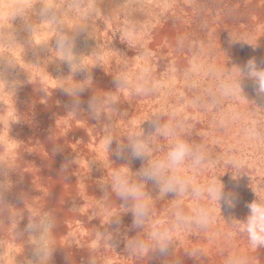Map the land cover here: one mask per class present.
Returning a JSON list of instances; mask_svg holds the SVG:
<instances>
[{
	"label": "rangeland",
	"instance_id": "1",
	"mask_svg": "<svg viewBox=\"0 0 264 264\" xmlns=\"http://www.w3.org/2000/svg\"><path fill=\"white\" fill-rule=\"evenodd\" d=\"M35 1L37 0H0V2H4L1 4V7H3L0 8V20H4V26L25 31L23 21L19 17L13 19V12H10V10L13 9L14 11V8L9 9L8 7L21 5L22 13L30 16V8L39 10L41 5H43L45 8H52L51 6L55 8L59 7L57 12H60L62 17L61 23L66 28H70L74 24L73 16L71 17L68 11H61L65 5H69V0H39L38 6H35ZM48 1L52 3L46 6L45 4ZM100 2L101 0H80L81 6L73 13L76 16L78 15L84 18L88 25L95 27L94 31L85 30L75 34L74 51L77 52V55H82V61L88 65L89 71L84 70L71 73L68 64L56 58L59 54L54 51L56 47L54 40V44L52 46L48 45L49 48L47 50L48 59L45 73L50 75L49 81L47 83L42 82L39 75L35 72V80L40 84L37 91L40 98L38 105L33 104L26 114L23 112L21 114L14 112L9 115L8 112L9 119L8 117L7 119L9 124H5V118L3 119L1 117L0 112V137L8 140V144L15 148L13 160L19 161V159H22L29 161L35 158V164L33 162V165L31 164L30 166V168L35 166L36 170L35 188L34 179H32L30 185L23 178L16 177L10 179L9 175H5L11 169L8 170L6 167L0 169V181L7 179L10 189L16 187L17 190V196L12 199L14 203L10 206L14 208V212L19 211L21 215L18 224L19 228L17 229L18 233L28 234L25 229L31 213L36 215L42 211L48 212L49 209L56 208V202L57 206H62L63 201L59 198L61 193H58L56 189H59L60 187L58 186L62 185L65 189H68L73 178L77 177L78 173L83 172L85 176L95 174L98 176L105 171L106 175L103 178L108 179L114 167L127 164L135 173L146 163L143 159L131 157L130 149H126L125 153L116 156L115 149L117 147V141L115 138L108 152V148H106V135L110 133L107 131L105 125L112 123L115 134L118 137L120 136V140H125L124 142L127 143L126 137L124 136L129 133L133 125L139 129V125L145 119L149 118L151 114L158 111L167 112L175 110L179 117L186 118L184 119L185 121L187 120L186 123L189 126L186 134L187 139L192 142L205 144L214 158L227 161L231 156H237L245 162L246 166L236 179H232V173L235 176L237 174L236 171L223 165L215 167L198 177L201 182H204V180L206 181L212 175L219 176V179L225 185V193L233 194L235 205L229 207L223 200L220 201L221 216L214 225L215 232L220 235L214 240L210 239L208 234L189 235L184 232L177 233L176 238L179 240V243L177 241L176 244L170 246L168 251L177 248L178 250L168 256L166 262L163 264H169L175 256L180 257L181 264H224V256L232 251L246 254L251 258L252 264H264V247L252 249L248 244L246 235L236 234L230 241L224 239V234L231 230L229 223L233 219L240 221L246 220L250 214L248 205L257 200L258 197L256 194L264 198V95L258 94L256 91L258 86L252 79L244 75L241 78V84L243 88L242 94L245 99L241 96L234 100H225L216 107L209 109H204L191 103L195 96L202 95L206 88L214 86V80L208 74L210 67H215L225 73L231 72L238 77L235 66L243 69L249 59H254L258 64L257 67L264 69V0H108V2L114 5V10L116 6L119 8V10L117 9L114 12L117 19L114 23L112 21L109 24L104 22L102 15L107 14L108 17H111L112 12L106 4L101 9L98 6ZM185 12L186 15H184ZM90 13L94 14L89 16ZM32 22L34 29L31 34H28L27 31L24 32L28 38L34 37L35 34L36 27L33 20ZM39 27L46 34L49 31L57 33L55 25L48 21L41 22ZM2 31L0 30V33H4ZM3 43L7 47L10 45V47L15 49V46H12L13 43L6 41H3ZM94 50L100 53L99 60L101 65L98 64L95 66L96 58L91 55ZM36 56L38 57V55ZM0 58H5L2 53H0ZM202 60H204V63ZM145 67L149 70V76L152 82L158 85L154 95L152 93L145 96H138L133 94L129 89H124L117 92L118 94L116 93L119 97V103L118 105H114L116 113L111 114V120L105 114H101L99 121L90 114L88 101L93 94H102L103 91L115 92L117 86L115 82L116 76L128 74L134 80L135 76ZM88 75L92 77V86L86 88L80 94L79 98L81 103L76 110V116H74L72 113H69L72 111L73 105L60 99L59 95L60 93H65L62 87L70 88L75 85L76 82L74 81H83ZM43 84L49 87V93L42 90L41 85ZM175 89L176 91H173ZM49 95H53L55 101L57 98L54 104L56 106L61 105L65 110L64 115H61L62 117L57 121H65V126L61 131V138L63 139L60 138V140L66 146L61 147L57 152H54L52 146L47 148V144L50 141L49 138L51 140L54 139L51 142L57 140L55 135L52 136L51 128L47 123L45 124L46 119L49 117V114H47ZM138 102L141 103L139 104ZM133 106L136 107L134 108ZM221 112L234 113L238 118L234 121L229 120L226 124L221 125L218 119V114ZM165 119L166 117H161L160 122H164ZM79 124L82 128L81 138L83 140L81 141L82 146L80 149L82 170L76 167L74 160L75 152L78 148L76 145L70 143V140H74L77 134L75 126L78 128ZM152 124L151 121H145L141 125L145 134L154 132L155 126ZM248 129H255L258 135L256 137H250L247 131ZM6 130L12 134L10 138L9 136L6 138V136L2 135V131L5 132ZM0 140L2 139L0 138ZM159 144L161 151L155 153L156 156L163 155V150L166 148L167 142L160 140ZM45 146L46 148H44ZM0 148H2L1 143ZM66 151L69 155L71 154L72 158L64 162L63 165H67V168L62 169V164L55 158V155L59 154L58 157H62L66 154ZM46 158H48V162ZM27 166L28 164H24V167L28 169ZM16 168V163H14L12 169ZM41 172L45 173V177H38ZM59 172L63 175L70 174L68 181L64 184H59V176L57 175ZM146 191L154 199V218L157 220H166L170 208L169 202L176 198L175 194L169 193L163 199H157L158 189L153 181H148ZM56 197L57 199H55ZM102 199L103 196L101 194L99 205ZM192 204L191 199L187 200L186 198L185 210L190 212ZM216 207L219 211V206L217 205ZM68 212L84 213L82 208L74 209V206L69 207ZM124 214L121 213L120 217L125 216ZM126 215H128L127 218L129 220H133L131 212H127ZM108 218H105V223H107ZM115 227L114 225L110 232L115 233ZM91 228L92 231L97 230L94 221L92 222ZM138 229L133 227L132 222V238L137 236L134 234L139 232ZM119 230L122 231V226L119 227ZM148 231L149 229H147ZM206 239L214 241L211 243V250L213 252L210 255L200 258V260L194 258L195 260L192 261L183 252L184 249L189 247H203ZM199 241L201 244H199ZM9 247L5 253L8 256H12L15 249L11 246ZM87 247L92 249L103 248L97 243V240H90ZM32 252L33 248L30 255H32V260L35 261L36 258ZM153 255L154 252H150L143 259H148L150 264H162L155 261ZM20 264H27V262L22 261Z\"/></svg>",
	"mask_w": 264,
	"mask_h": 264
},
{
	"label": "clouds",
	"instance_id": "2",
	"mask_svg": "<svg viewBox=\"0 0 264 264\" xmlns=\"http://www.w3.org/2000/svg\"><path fill=\"white\" fill-rule=\"evenodd\" d=\"M70 5V7H69ZM69 5H65L61 11H68L73 14L80 7V0H69ZM94 13H90L89 16ZM19 17L24 24L28 34L34 29L32 17L37 23L48 21L55 25L58 33L55 36L56 47L54 49L59 55L56 57L62 62H66L71 73L88 70V65L82 61V55H77L74 51L75 36L74 33L85 31L88 25H81L73 32L61 23L60 12L54 8H45L43 5L39 10L33 9L32 16L25 15L21 11L20 5L14 6L13 19ZM72 33V34H70ZM8 32L0 33V41L12 43L16 40L15 32L12 33V40H8ZM96 58V65L100 64V53L94 50L92 54ZM94 66V67H95ZM16 67L10 58H0V80H2L9 91L15 94L19 81L9 80L7 74L9 70ZM238 77L233 73L210 67L208 74L214 80V86L206 88L202 95L195 97L192 104L204 109L216 107L225 100H234L243 96L241 84L242 76L246 75L252 79L258 86V94L264 95V69L258 68L254 59H249L244 68L235 66ZM117 87L116 91L104 92V94H93L88 101L90 114L99 120L101 114L107 115L111 120L112 113H116L114 105L119 103L118 91L129 89L133 94L145 96L154 93L158 85L152 82L149 76V70L144 68L135 79H131L128 74H122L115 77ZM74 81V80H73ZM76 82L74 86L62 87L64 91L73 98V109L69 113L74 116L81 103L80 94L88 87L92 86V77L88 75L83 81ZM247 100V99H246ZM161 117H166L164 122H160ZM236 114L221 112L218 114L219 123L226 124L229 120L237 119ZM145 121H151L154 126V132L145 134L141 125ZM110 133L106 137L107 148L112 144L114 138L117 141L115 154L122 155L126 149L131 150V157L140 158L146 163L137 172H133L129 165L123 164L114 167L110 177L107 180H101L100 186L105 191L102 201L108 206L112 203L109 200L108 187L111 193L121 199L123 203L118 207L123 211L118 214H109L106 225L120 223L121 213L131 212L133 215V227L149 229L146 237L138 234L133 238H126V250L129 256L136 259H142L148 256L150 252L159 251L167 253L170 246L176 244L179 240L177 233L184 232L189 235L208 234L210 239H216L219 233L212 231L213 226L221 216V203L223 200L229 207L234 206L232 193H225V185L219 179V176L212 175L206 181L201 182L198 178L203 173L218 167L226 166L236 171L232 179H236L246 166L245 162L237 156H231L227 161L220 158H214L210 154L207 146L203 143L192 142L186 138L188 125L183 118H180L175 110L160 111L150 115L140 125L139 129L133 125L132 129L125 136L127 143L120 140L115 134L112 123L105 125ZM250 137H255L258 133L255 129H248ZM160 140L167 142L162 156H156L155 153L161 151ZM59 148H54V152ZM9 168L6 164L0 163ZM67 165H62L66 169ZM222 176V175H221ZM148 181H153L158 189L157 199H163L167 194L174 193L175 199L171 200L166 220H157L153 215V197L146 191ZM7 179L0 181V216L7 211L9 224L12 227L13 238L16 239V229L21 218L19 211H13L14 208L7 206L3 201V193L10 187ZM258 197L257 200L248 205L250 214L246 220L240 221L233 219L230 225V231L224 234V239L230 241L236 234H244L247 237L248 244L252 249L264 247V198ZM191 199L193 202L191 211L185 210V199ZM219 206V211L216 206ZM55 218L50 212H40L33 215L31 213L29 222L25 231L28 233V242L32 245L35 261L28 260L27 264H48L52 257L55 247L50 241L52 229L55 226ZM3 224V220H0ZM118 233V228L115 230ZM97 243L103 247L112 248L110 241L113 240V232L105 230L96 231L94 234ZM183 252L196 260H200L205 255V249L202 247H189ZM89 264H99V261L91 252ZM16 264V257H15ZM171 264H181L179 256H175ZM224 264H252V260L246 254L232 251L224 258Z\"/></svg>",
	"mask_w": 264,
	"mask_h": 264
},
{
	"label": "bare ground",
	"instance_id": "3",
	"mask_svg": "<svg viewBox=\"0 0 264 264\" xmlns=\"http://www.w3.org/2000/svg\"><path fill=\"white\" fill-rule=\"evenodd\" d=\"M123 1V0H122ZM180 1V0H178ZM4 2H0V8L1 4ZM52 2H46L47 4ZM87 4V3H86ZM108 6L112 12V16L108 17L107 14L102 15V19L105 23L109 24L113 21L115 22L116 15L114 12L115 10H119V8L116 6L114 10V5L111 2H108V0H101L100 4L98 5L101 9L103 6ZM190 4V3H189ZM34 5V4H33ZM39 5V0L35 1V6ZM15 5H12L8 7L9 9L14 8ZM21 6V5H20ZM181 6V5H179ZM185 6V5H184ZM192 6V5H191ZM56 11H58L57 8L54 6H51ZM154 7V6H153ZM162 7V6H161ZM160 7V9H161ZM187 7V6H186ZM123 9V8H122ZM151 9V8H150ZM183 9V8H182ZM163 10V9H162ZM33 9H29L30 16H32ZM183 11V10H182ZM10 12H13V9L10 10ZM104 12V11H103ZM139 12V11H138ZM174 12V11H173ZM187 12V11H186ZM186 12L184 15H186ZM148 13V12H147ZM164 13V11H163ZM175 13V12H174ZM151 15V14H150ZM74 18V24L67 28L71 31H75L77 27L81 25H88L87 22L82 18L81 16H76L75 14H71V17ZM147 16V15H146ZM164 16V15H163ZM177 17V16H176ZM157 18V17H156ZM153 19V18H152ZM162 19V18H161ZM32 20L35 23V34L34 37L28 38L24 32L25 31H19L15 30L13 28H9L8 26H4V20H0V30H3L4 32H8V40H12V33L15 32L16 40H14L12 43V46H15V49L13 47H10V45L7 47L3 43V41H0V53L5 58H10L14 61L16 67L14 69L9 70L7 77L9 80H15L19 81L20 83L17 85L15 94H13L11 91L7 89L6 84L0 80V112L1 117L5 118V124L8 123V112L9 115L11 113L16 112L17 114H21V112L25 113L28 111V109L31 108V106L38 105L39 103V95H38V87L40 84L35 80V72L39 75L42 82L47 83L50 79V75L45 73V70L47 69V50L48 45L52 46L54 44L55 36L58 35V33H53L51 31L48 32V34L44 33L42 29H40L41 22L37 23L35 21V18L32 17ZM65 20V19H64ZM9 21V20H8ZM91 21V20H90ZM97 21V19H96ZM183 21V20H181ZM62 22V21H61ZM147 22V21H146ZM92 23V22H91ZM117 23V22H116ZM182 23V22H181ZM180 23V24H181ZM132 24V23H131ZM157 24V23H156ZM175 24V23H174ZM179 24V25H180ZM96 25V24H95ZM184 25V24H183ZM147 26V25H146ZM182 26V24H181ZM154 27V25H153ZM184 28V27H183ZM210 28V27H208ZM98 29V28H97ZM95 27H92V25H88L86 31H94ZM184 30V29H183ZM2 31V32H3ZM209 31V30H208ZM88 33V32H87ZM72 34V33H70ZM76 33H74L75 40H76ZM185 34V33H184ZM212 34V33H210ZM154 35V34H153ZM152 35V36H153ZM178 35V34H177ZM172 36V35H171ZM182 36V35H181ZM210 36V35H209ZM174 37V36H173ZM203 37V36H202ZM220 37V36H219ZM83 38V37H82ZM214 38V37H212ZM185 39V38H184ZM94 41V40H93ZM148 41V40H147ZM218 41V40H217ZM235 41V40H234ZM152 42V41H151ZM227 42V41H226ZM81 43V42H80ZM147 43V42H146ZM154 43V42H153ZM194 43V42H193ZM202 43V42H201ZM209 43V42H208ZM219 43V42H218ZM171 44V43H170ZM213 44V43H212ZM216 44V43H215ZM154 45V44H153ZM157 45V44H156ZM78 46V45H77ZM222 46V45H221ZM224 46V45H223ZM198 47V46H197ZM216 47V46H215ZM243 47V46H242ZM200 48V47H199ZM203 48V47H202ZM80 49V47H79ZM198 49V48H196ZM231 49V48H230ZM220 51V50H219ZM16 52V53H15ZM127 52V51H126ZM199 52V51H198ZM202 52V51H201ZM231 52V51H230ZM77 53V52H76ZM206 53V52H205ZM124 54V53H123ZM192 54V53H191ZM229 54V53H228ZM254 54V53H253ZM38 55V57L36 56ZM135 55V54H134ZM144 55V54H143ZM149 55V54H148ZM147 55V56H148ZM181 55V54H180ZM194 55V54H193ZM200 55V54H199ZM126 56V55H125ZM242 56V55H241ZM145 57V56H144ZM53 58V57H52ZM132 58V57H131ZM146 58V57H145ZM200 58V57H199ZM229 58V57H228ZM138 59V58H137ZM167 59V58H166ZM192 59V58H191ZM202 59V58H201ZM209 59V58H208ZM213 59V58H211ZM239 59V58H238ZM139 60V59H138ZM147 60V59H146ZM195 60V59H194ZM200 60V59H199ZM232 60V59H231ZM204 60H202L203 62ZM201 62V61H200ZM234 62V61H233ZM236 62V61H235ZM135 63V62H133ZM204 63V62H203ZM227 63V62H226ZM149 64V63H148ZM103 65V64H102ZM165 65V64H164ZM189 65V64H188ZM205 65V64H203ZM236 65V64H235ZM258 65V64H257ZM135 66V65H134ZM161 66V65H159ZM172 66V65H171ZM223 66V65H222ZM141 67V66H140ZM173 67V66H172ZM190 67V65H189ZM187 67V68H189ZM228 67V66H227ZM98 68V67H97ZM146 68V67H145ZM186 68V67H185ZM202 68V67H201ZM209 68V67H208ZM221 68V67H220ZM101 69V68H100ZM172 69V68H171ZM132 70V69H131ZM192 70V69H191ZM195 70V69H194ZM201 70V69H200ZM166 71V70H165ZM202 71V70H201ZM207 71V70H206ZM60 72V71H58ZM117 73V72H116ZM170 73V72H169ZM202 73V72H201ZM134 74V73H133ZM166 74V72H165ZM195 74V73H194ZM56 75V74H55ZM173 76V74H171ZM190 75V74H189ZM193 75V74H191ZM206 75V73H205ZM67 76V75H66ZM199 76V74H198ZM59 77V76H58ZM168 77V76H167ZM171 77V76H170ZM182 78V77H181ZM201 78V77H199ZM206 78V77H205ZM243 78V76H242ZM68 79V78H67ZM189 79V78H188ZM187 79V80H188ZM204 79V78H203ZM55 80V79H54ZM57 80V79H56ZM63 80V79H61ZM65 80V79H64ZM114 80V79H113ZM190 80V79H189ZM196 80V79H194ZM40 81V80H39ZM53 81V80H52ZM169 81V80H168ZM243 81V80H242ZM114 82V81H113ZM116 82V81H115ZM170 82V81H169ZM175 82V81H173ZM193 82V81H192ZM111 83V82H110ZM172 83V82H171ZM199 83V82H198ZM204 83V82H203ZM201 83V84H203ZM49 84V83H48ZM166 84V83H165ZM183 84V83H182ZM194 84V83H193ZM210 84V83H208ZM172 85V84H171ZM181 85V84H180ZM186 85V84H185ZM189 85V84H187ZM208 86V85H207ZM113 87V86H112ZM117 87V86H116ZM187 87V86H186ZM198 87V86H197ZM201 87V86H200ZM199 87V88H200ZM41 88L43 91L50 92L49 87L46 84L41 85ZM115 88V87H114ZM190 88V87H189ZM196 88V87H195ZM97 89V88H96ZM171 89V88H170ZM101 91V90H100ZM173 91H176L173 90ZM93 92V91H92ZM119 92V91H118ZM194 92V91H192ZM102 93V92H101ZM172 93V92H171ZM197 93V92H196ZM84 94V93H83ZM103 94V93H102ZM118 94V93H117ZM168 94V93H167ZM192 94V93H191ZM132 95V94H131ZM154 95V93H153ZM172 95V94H171ZM184 95V94H183ZM193 95V94H192ZM246 95V94H245ZM60 99L65 100V102L70 103L73 105L72 97H70L66 92L60 93ZM134 96V95H133ZM62 97V98H61ZM164 97V96H163ZM196 97V96H195ZM194 97V98H195ZM43 98V97H42ZM161 98V97H160ZM45 99V98H43ZM164 99V98H163ZM185 99V98H184ZM191 99V97H190ZM189 99V100H190ZM57 101V98H56ZM55 97L53 95H49V100L47 102V114H49V117L46 119L45 124L47 123L48 126L51 128L52 136L55 135L57 137V140L55 142H51L49 138V143L47 144L48 147L53 148H61L66 146L63 145L61 138V131L63 130L65 126V121H57L61 115H64L65 110L62 108V106L58 105L56 106L54 103ZM164 101V100H163ZM170 101V100H169ZM139 103V102H138ZM141 103V102H140ZM139 103V104H140ZM160 103V102H159ZM227 103V102H225ZM136 104V103H135ZM150 104V103H149ZM188 104V103H187ZM118 105V104H116ZM126 105V104H125ZM149 106V105H148ZM134 107V106H133ZM136 107V106H135ZM134 107V108H135ZM166 107V106H165ZM190 107V105H189ZM86 108V107H85ZM118 108V107H117ZM193 108V107H192ZM179 109V108H178ZM181 110V109H180ZM186 110V109H185ZM184 110V112H185ZM195 110V109H194ZM83 111V110H82ZM118 111V110H117ZM183 111V110H182ZM188 111V110H187ZM186 111V113H187ZM191 111V110H190ZM130 112V111H129ZM159 112V111H158ZM183 112V113H184ZM193 112V111H192ZM134 113V112H133ZM143 113V112H142ZM79 114V113H78ZM129 114V113H127ZM178 114V113H177ZM124 115V114H123ZM122 115V116H123ZM76 116V115H75ZM107 116V115H106ZM105 116V117H106ZM8 117V119H7ZM78 117V116H77ZM82 117V116H81ZM86 117V116H84ZM89 117V116H88ZM71 118V117H69ZM93 118V117H92ZM125 118V117H124ZM123 118V119H124ZM181 118V117H180ZM7 119V120H6ZM68 119V118H67ZM78 119V118H77ZM84 119V118H83ZM186 119V118H184ZM69 120V119H68ZM125 120V119H124ZM57 121V122H56ZM74 121V120H72ZM100 121V120H99ZM127 121V120H126ZM187 121V120H186ZM245 121V120H244ZM4 122V120H2ZM76 122V121H75ZM83 122V121H82ZM98 122V121H97ZM115 122V121H114ZM120 122V121H119ZM122 122V121H121ZM27 123V122H26ZM94 123V122H93ZM124 123V122H123ZM4 124V125H5ZM73 124V123H72ZM83 124V123H82ZM118 124V123H117ZM150 124V123H149ZM30 125V124H29ZM68 125V124H67ZM75 125V124H74ZM123 125V124H122ZM153 125V124H152ZM25 126V125H24ZM73 126V125H72ZM83 126V125H82ZM126 126V125H125ZM130 126V124H129ZM132 127V126H131ZM150 127V126H149ZM154 127V126H153ZM37 128V127H36ZM44 128V127H43ZM77 129V134L74 138V140H70V143L77 146V151L75 152V165L79 170H82V159H81V133L82 128L79 124ZM74 128V129H75ZM84 128V127H83ZM93 128V127H92ZM101 129V128H100ZM17 130V129H16ZM38 130V129H37ZM68 130V129H67ZM71 130V129H70ZM18 131V130H17ZM23 131V130H22ZM27 131V130H26ZM74 131V130H73ZM72 131V132H73ZM76 131V130H75ZM90 131V129H89ZM117 131V129H116ZM19 132V131H18ZM29 132V131H28ZM69 132V131H68ZM71 132V131H70ZM118 132V131H117ZM124 132V131H123ZM26 133V132H25ZM31 134V132H30ZM50 134V133H49ZM70 134V133H69ZM187 134V133H186ZM3 136H9V138L12 136L6 130L5 132L2 131ZM24 135V134H23ZM45 135V134H44ZM43 135V136H44ZM37 136V135H36ZM67 136V135H66ZM88 136V134H87ZM107 136V135H106ZM187 136V135H186ZM15 137V136H14ZM120 137V136H119ZM125 137V136H124ZM256 137V136H255ZM2 140H0V143L2 145V148H0V163L6 164L9 168H11V171L8 173L6 172L5 175H9V178H23L28 184L32 183V179H34V188H35V166L33 168H30L31 164L33 165V162L35 164V158L24 161L22 159H19V161L13 160V153L15 151V148L8 144V140L0 137ZM17 138V137H16ZM63 139V138H61ZM87 139V138H86ZM105 139V138H104ZM39 140V139H38ZM105 141V140H104ZM125 141V140H123ZM127 141V140H126ZM29 142V141H28ZM64 142V141H63ZM256 142V141H255ZM54 143V144H53ZM65 143V142H64ZM85 143V142H84ZM93 143V142H92ZM86 144V143H85ZM106 144V143H105ZM41 145V144H40ZM84 145V144H83ZM90 145V143H89ZM32 146V145H31ZM39 146V145H38ZM91 146V145H90ZM115 146V145H114ZM18 147V146H16ZM33 147V146H32ZM37 148V147H36ZM35 148V149H36ZM46 148V146L44 147ZM43 148V149H44ZM107 148V147H106ZM115 149V147H114ZM67 150V149H66ZM19 151V150H18ZM24 151V150H23ZM89 151V150H88ZM95 151V150H94ZM17 152V151H16ZM57 152V151H55ZM125 153V152H124ZM86 155V154H85ZM59 154L55 155V158L63 165L64 162L70 160L72 158L71 154L69 155L66 151V154L62 157H58ZM117 156V155H116ZM115 156V157H116ZM262 156V155H261ZM86 157V156H85ZM125 158V157H124ZM114 159V158H110ZM33 160V161H32ZM46 161L48 162V158H46ZM71 162V161H70ZM110 162V161H109ZM14 163H16L17 168L12 169V166H14ZM123 163V162H121ZM24 164H28V169L24 167ZM93 164V163H92ZM113 164V163H111ZM113 166V165H112ZM3 166L0 164V169H2ZM114 167V166H113ZM7 168V167H6ZM91 168V167H90ZM97 169V167H96ZM7 170V169H6ZM10 170V169H8ZM1 172V171H0ZM205 174V173H204ZM45 173H40L38 177L44 176ZM59 176V184H64L66 181H68V176L63 175L62 173H57ZM106 175V172L103 171L102 174L98 175H89L85 176L83 175V172L78 173L77 177H74L72 180V183L70 184V187L68 189H65L62 186L59 189H56L58 193H61L60 199L63 201L62 206H57V202L55 203V207L53 209H49L48 212H50L54 218H55V226L52 229V234L50 235V241L52 242L53 246L55 247L52 257L49 260L48 264H89V258H90V251L94 252L96 255L99 264H150V262L145 259H136L132 256H129L128 251L126 250V238H132V222L133 220H129L128 215L126 213L125 216L120 217V223L117 225L115 223L111 225H106L105 218L109 217L110 213L118 214L123 211L122 208H118L123 201L115 196L114 193H111L110 187H108L107 191L109 194V200L112 202L108 206L105 205V203L102 201L99 205V200L102 196H105L104 189L100 186L101 180H107L103 177ZM37 176V175H36ZM72 176V175H71ZM74 176V175H73ZM45 177V176H44ZM207 177V176H206ZM203 179V178H202ZM257 180V179H256ZM11 181V180H10ZM54 181V180H52ZM205 181V180H204ZM249 181V180H248ZM242 182V181H241ZM42 184V183H41ZM14 185V184H13ZM31 185V184H30ZM252 185V184H251ZM254 185V184H253ZM16 186V185H15ZM239 186V185H238ZM246 186V185H245ZM234 187V186H232ZM31 188V187H30ZM56 188V187H55ZM249 189V187H247ZM255 189V188H254ZM230 191V190H229ZM226 192V191H225ZM263 192V191H262ZM234 193V192H233ZM238 193V192H237ZM246 194V192H244ZM16 187H12L11 189H7L3 193V201L7 206H10L14 203L12 199H14L17 195ZM56 194V193H55ZM243 195V194H242ZM57 199V197L55 198ZM242 199V198H240ZM245 199V198H244ZM19 200V199H18ZM188 200V199H187ZM16 201V200H15ZM159 201V200H158ZM223 202V201H222ZM235 205V204H234ZM74 206V209H83L84 213H69L68 209L69 207ZM163 206V205H162ZM11 207V206H10ZM157 208V207H156ZM241 211V210H240ZM123 214V213H122ZM121 216V215H120ZM232 217V216H231ZM0 220H3V224H0V264H15V257H16V264L22 263V261H28L32 260V255H30L32 251V245L28 242V234L25 233H19L20 235H17L16 239L13 238L12 235V227L7 226L9 224L8 214L7 211L4 212L2 216H0ZM94 221V224H96V228L98 231L104 232L105 230L111 231V229L115 227V230L122 226V231H118V233L115 231L113 233V240L110 241V245L112 248L107 247L106 245L103 246V248H97L92 249L88 248V244L90 240H96L94 237L95 232L92 231L91 225ZM23 227V226H22ZM19 226L17 227V229ZM16 229V232L18 233V230ZM139 232L134 234L138 235L141 232H143V228L138 229ZM212 231H215V228L213 226ZM141 235L145 236L147 235V229H145V232L141 233ZM191 238V237H190ZM187 239V238H186ZM220 240V239H219ZM237 241V240H236ZM184 242V241H183ZM189 242V241H188ZM196 242V241H195ZM194 242V243H195ZM214 241H209L208 239L205 240V243H203V247L205 249V255H210L211 252V243ZM242 242V241H240ZM244 242V241H243ZM179 243V242H178ZM186 243V242H185ZM223 243V242H222ZM232 243V242H231ZM189 244V243H188ZM199 244L200 241H199ZM219 244V243H218ZM234 245V244H233ZM15 249L12 256H8L5 252L10 248ZM192 246V245H191ZM187 247V246H186ZM221 247V246H220ZM232 247V246H231ZM233 248V247H232ZM218 249V248H217ZM216 249V250H217ZM220 249V248H219ZM234 249V248H233ZM172 250V249H171ZM177 249H174L172 251H167V253H160L159 251L154 252V260L159 263H165L168 256L175 253ZM225 250V249H224ZM241 250V249H240ZM245 250V249H244ZM223 251V250H222ZM231 251V250H230ZM229 251V252H230ZM33 253V252H32ZM227 253V251H226ZM253 254V253H252ZM30 255V256H29ZM227 255V254H226ZM203 256V257H206ZM214 256V255H213ZM221 256V255H220ZM223 256V254H222ZM201 257V258H203ZM216 257V256H215ZM225 257V256H224ZM34 259V258H33ZM190 260H195L192 257H189ZM214 259V258H212ZM204 260V259H203ZM263 260V259H262ZM206 262V261H205ZM221 262V261H219ZM259 262V261H258ZM171 263V262H170ZM169 263V264H170ZM201 263V262H200ZM215 263V262H214ZM152 264V263H151ZM255 264V263H254Z\"/></svg>",
	"mask_w": 264,
	"mask_h": 264
}]
</instances>
